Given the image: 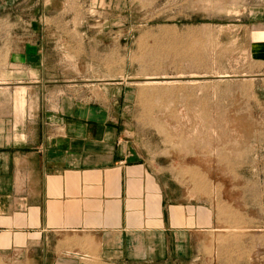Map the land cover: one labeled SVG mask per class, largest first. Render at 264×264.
<instances>
[{
    "label": "rangeland",
    "instance_id": "rangeland-1",
    "mask_svg": "<svg viewBox=\"0 0 264 264\" xmlns=\"http://www.w3.org/2000/svg\"><path fill=\"white\" fill-rule=\"evenodd\" d=\"M65 1L73 16L51 19L55 38L43 31L42 73L114 97L123 136L195 206L198 227L207 216L181 264H264V0ZM44 2L0 0V121L30 105L16 89L33 71L8 48L51 23ZM0 264L28 262L0 252Z\"/></svg>",
    "mask_w": 264,
    "mask_h": 264
},
{
    "label": "crops",
    "instance_id": "crops-1",
    "mask_svg": "<svg viewBox=\"0 0 264 264\" xmlns=\"http://www.w3.org/2000/svg\"><path fill=\"white\" fill-rule=\"evenodd\" d=\"M55 3L44 2L51 23L36 26V42L8 48L34 75L17 81L18 98L24 90L30 100L19 120L0 121V252L28 264L186 262L207 216L198 227L195 206L123 136L114 97L70 93L62 74L42 73L51 60L43 31L55 38L51 19L73 16ZM254 41L263 56L264 39Z\"/></svg>",
    "mask_w": 264,
    "mask_h": 264
}]
</instances>
